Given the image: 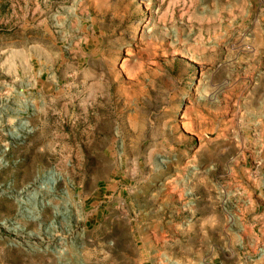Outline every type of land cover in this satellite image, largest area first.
Segmentation results:
<instances>
[{"label": "rangeland", "instance_id": "1", "mask_svg": "<svg viewBox=\"0 0 264 264\" xmlns=\"http://www.w3.org/2000/svg\"><path fill=\"white\" fill-rule=\"evenodd\" d=\"M0 264H264V0H0Z\"/></svg>", "mask_w": 264, "mask_h": 264}, {"label": "bare ground", "instance_id": "2", "mask_svg": "<svg viewBox=\"0 0 264 264\" xmlns=\"http://www.w3.org/2000/svg\"><path fill=\"white\" fill-rule=\"evenodd\" d=\"M55 178H54V175L52 176V177H50V182L51 183H54L55 182ZM36 195H37V193L36 194H33L31 197H32V199L34 198V197H36Z\"/></svg>", "mask_w": 264, "mask_h": 264}]
</instances>
